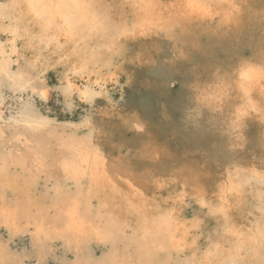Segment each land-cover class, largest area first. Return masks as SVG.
Returning a JSON list of instances; mask_svg holds the SVG:
<instances>
[{"label": "bare ground", "instance_id": "obj_1", "mask_svg": "<svg viewBox=\"0 0 264 264\" xmlns=\"http://www.w3.org/2000/svg\"><path fill=\"white\" fill-rule=\"evenodd\" d=\"M105 2L114 4L108 19ZM0 21L26 42L34 66L60 60L88 79L106 70L144 84V72L162 60L184 88L179 104L190 107L157 122L138 112L111 116L107 93L65 78L67 97L96 114L95 137L64 144L58 156L26 109L0 115L4 227L32 226L39 243L57 235L60 221L71 235L103 244L130 230L135 261L114 255L106 264H264V0H5ZM9 79L16 89L26 83L16 73ZM150 93L167 92L156 85ZM39 174L69 180L78 199L61 208L33 201ZM186 198L207 216L186 218ZM93 203L96 224L87 220ZM183 253L189 257L179 261Z\"/></svg>", "mask_w": 264, "mask_h": 264}, {"label": "rangeland", "instance_id": "obj_2", "mask_svg": "<svg viewBox=\"0 0 264 264\" xmlns=\"http://www.w3.org/2000/svg\"><path fill=\"white\" fill-rule=\"evenodd\" d=\"M4 4L5 0H0V5ZM113 7L112 2H105L102 5L107 14L106 19L114 14ZM113 36L110 35L111 38ZM31 62V57L26 52V42L10 33L7 21H0V96L2 99L0 115L4 120H8L12 115H18L23 108L26 109L29 116L35 120V122L33 120L34 123L38 120L36 127L41 137L48 141L51 156H58L61 153L65 155L64 144H69L74 139L87 140L88 135L93 133L94 122L92 121L96 119V114L90 112L81 102L72 101L67 97L65 78L70 79L75 87L84 89L89 85L94 91L103 90L107 93L109 104L113 108L110 112L111 116L115 111L122 117L138 112L144 121L147 119L157 122L163 114L178 119L184 110L190 109L188 106L183 108L179 104L178 100L184 88L180 81L173 80L168 75L169 66L162 60H158L155 66L144 72V84L141 81L138 83L131 81L127 84L125 77L112 76L106 70H101L94 78L88 79L86 74L71 73L68 68L63 67L60 60H52L44 66L38 64V66L35 65L36 67ZM31 70L37 74L36 77L31 78ZM15 73L23 76L26 82L19 89L14 88L9 79L15 76ZM156 85L165 86L167 93L163 95L150 93ZM90 136L95 137L94 133ZM125 138L127 142H131L133 135L127 132ZM91 140L94 142V138ZM58 142L63 145L61 146ZM126 151L127 149H124L123 154H126ZM52 159L54 157L44 162L48 167L52 165L49 167L50 170L54 168ZM63 180L56 183L47 175L39 174L35 183L29 188V195L32 199L35 197L33 201L40 202L45 207L53 204L61 208L67 198L78 199L74 188L70 186V181ZM27 182L24 178L19 181L24 185ZM185 203L186 218L190 219L198 212L202 216H207V207L201 206L199 200L186 198ZM50 212L49 217H52ZM96 212V204L93 203L90 205L91 216L87 220L91 219L95 223ZM242 217L245 218V215ZM63 223L60 221L57 225V235L48 238L50 241L47 238H41V243L35 239L32 226L25 227L22 224L17 230H8L0 223V251L4 257L0 264H89L90 262L106 264L115 259L114 255L131 256L135 261L133 254L137 253V247L134 244L129 245L127 241L131 236L130 230L124 233L123 238L113 240L114 243L103 244L94 235L88 233L82 238L71 235L64 230ZM208 233L213 239L214 232ZM178 256L179 261L189 257L184 253Z\"/></svg>", "mask_w": 264, "mask_h": 264}]
</instances>
